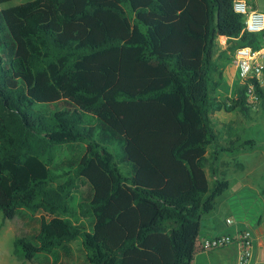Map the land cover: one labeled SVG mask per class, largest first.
I'll return each instance as SVG.
<instances>
[{
    "label": "trees",
    "instance_id": "16d2710c",
    "mask_svg": "<svg viewBox=\"0 0 264 264\" xmlns=\"http://www.w3.org/2000/svg\"><path fill=\"white\" fill-rule=\"evenodd\" d=\"M232 2L0 8V212L23 225L18 262L75 264L74 242L84 264H192L203 252L202 221L229 188L220 156L258 148L219 145L211 119L254 112L246 85L218 92L231 55L259 47Z\"/></svg>",
    "mask_w": 264,
    "mask_h": 264
},
{
    "label": "rangeland",
    "instance_id": "374dc122",
    "mask_svg": "<svg viewBox=\"0 0 264 264\" xmlns=\"http://www.w3.org/2000/svg\"><path fill=\"white\" fill-rule=\"evenodd\" d=\"M27 1L31 0L9 2L2 5L0 8L16 6ZM222 43L223 42L220 40V44ZM211 119L215 131L219 134V144H224L227 138L239 137L242 139L254 140L258 145V148L253 152H241L234 156H223L220 162L221 166L218 168V178L220 180H227L229 182V188L218 199V208L213 213V217L218 219L219 222H223L226 216H230L233 221L231 228L238 230L242 228L239 223L244 215L250 219L264 218V111L259 108L252 112L248 119L237 112L229 114L220 112L211 115ZM223 121H229V123H234V125L231 126L229 131L223 130L220 126V123ZM211 151L212 149H209V152ZM238 171H246L247 174H243L242 176V174L237 173ZM206 173L211 186L214 178L210 175L208 168H206ZM240 180L246 181L251 186L250 190L246 191L244 194L238 191ZM226 207H233L234 209L230 210V213H226ZM206 222V220L202 222V234L204 233L203 227L207 224ZM22 226L21 221L4 220L0 212V264H29L28 262H18L12 253L13 242L15 236L18 234L16 233V228ZM71 247L74 250L76 259L75 264H84L82 256L78 252V243H71ZM235 247L236 246H232V251L228 254L226 252L223 254L224 251L210 252L199 259H195V261L193 260L194 262H192V264H197L198 260H206L213 264H219L224 256H227L228 264H234L233 250L235 254L237 253V247Z\"/></svg>",
    "mask_w": 264,
    "mask_h": 264
},
{
    "label": "built area",
    "instance_id": "2783aa9c",
    "mask_svg": "<svg viewBox=\"0 0 264 264\" xmlns=\"http://www.w3.org/2000/svg\"><path fill=\"white\" fill-rule=\"evenodd\" d=\"M234 13L243 18V32L259 37V47L250 46L237 49L231 55V65L235 69L236 82L247 87L248 103L254 111L258 107L255 82L264 85V11L252 9L245 0H233ZM227 225L232 221L227 220ZM203 251L220 250L234 245L237 247V264H251L253 258L254 235L251 230L243 229L233 234H225L199 242Z\"/></svg>",
    "mask_w": 264,
    "mask_h": 264
},
{
    "label": "crops",
    "instance_id": "0c3cea01",
    "mask_svg": "<svg viewBox=\"0 0 264 264\" xmlns=\"http://www.w3.org/2000/svg\"><path fill=\"white\" fill-rule=\"evenodd\" d=\"M248 5L257 11H264V0H245ZM222 46H225V39H221ZM236 83V76H235V69L234 67L231 65V63H229L223 70V79H222V85L219 89V95L222 96L225 99H229L232 98L233 96V90H234V86ZM229 114V113H226ZM234 125V123H229V121H223L222 123H220V126L222 127L223 130H227L229 131L231 126ZM226 131V132H227ZM229 134V133H228ZM228 138L227 141L228 142ZM225 142V141H223ZM226 142L224 144H219V145H226ZM253 152V151H252ZM240 154V153H239ZM228 156L229 154L227 153H223L220 156V162L221 159L223 158V156ZM229 156H234V155H229ZM221 166V163H220ZM237 173L242 174H247L246 171H238ZM207 174V173H206ZM245 176V175H244ZM251 186L249 183H247L246 181L240 180L239 185H238V191L242 194H244L246 191L250 190ZM241 197V196H240ZM217 208H218V204H217ZM216 208V210H217ZM233 207H226L225 208V212L226 213H230V210H233ZM215 210V211H216ZM214 211V212H215ZM213 212V213H214ZM213 213L209 214L208 216H206L202 222H204L205 220L207 221L205 224V227H203V231L204 233L202 234V228H201V235L199 238V242L201 239H209L212 237H216V236H220V235H225V234H233L236 231L239 230H243V229H249L252 231L253 235H254V244H253V258H252V262L251 264H264V218H247L246 215H244V217H242L241 221H240V226L242 228L240 229H234L231 228V226L233 225V221L232 218H230V216H226L225 221L223 220V222H219L218 219L214 218ZM225 215V214H224ZM224 219V218H222ZM230 220L232 221V225H227L226 221ZM202 226V224H201ZM231 246L225 247L223 249L220 250H214V251H203L198 253L195 259H199L200 257H202L203 255H206L210 252H223V254L226 252L227 254L229 252L232 251ZM236 248V247H235ZM226 250V251H225ZM237 250V248H236ZM233 258H234V264H237V253L235 254V251L233 250ZM193 261V262H194ZM228 264L229 262H227V256H224L223 260L219 263V264ZM197 264H213L212 262L206 261V260H198Z\"/></svg>",
    "mask_w": 264,
    "mask_h": 264
}]
</instances>
